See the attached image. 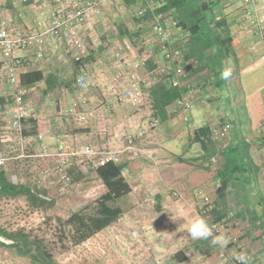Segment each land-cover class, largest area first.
Instances as JSON below:
<instances>
[{
  "label": "crops",
  "instance_id": "crops-1",
  "mask_svg": "<svg viewBox=\"0 0 264 264\" xmlns=\"http://www.w3.org/2000/svg\"><path fill=\"white\" fill-rule=\"evenodd\" d=\"M145 3V0H115L112 4L102 5L99 13L81 29L89 56L77 63L69 46L50 33L47 23L51 9H66L63 0H29L26 3L0 0V29L8 26L26 31L36 20L44 38L42 45L15 51L22 61L19 68L23 77L21 87L26 90L28 103L36 113V132L29 121H25V131L34 136L44 133L40 140L31 136L36 140L31 153L35 160L44 149L53 157L61 138H68L79 148L93 145L99 149L121 150L126 146L129 134L147 127L155 117L148 98L145 105L135 108L129 102L121 101L108 88L114 76L128 63L143 58L136 48L138 45L134 48L131 34L138 28V23L133 20L135 10ZM263 5L264 0L250 4L219 0L216 17L227 21L233 38V54L223 62L225 67L231 68V76L223 79L222 72L198 71L192 61L186 62L187 77L182 80L186 83L187 79V86L194 91L190 119L185 123L181 115L166 112L160 116L161 123L157 128L148 130L135 141L137 148L148 152L147 157L132 159L128 153L122 155L123 173L132 186L137 203L117 222L87 242L85 247L91 250L93 261L98 264H234L231 258L222 260L219 257L221 248H213L208 241L192 240L187 236V228L194 218L202 217L209 224L213 219L214 205L210 206L211 212L204 214L200 192L208 193L211 199L215 197L219 181L213 172L220 167L207 168V162L201 158L202 145L192 141L191 137L199 127H212L219 121L229 120L232 124L230 133L225 141L217 142V146L223 150L229 146L239 149L246 141L253 166L259 167L258 171L264 175V134L259 128L260 121L264 120V36L244 15L246 9H256L258 15L264 17ZM19 12L22 16H18ZM175 31L178 40L185 42V34ZM140 40L141 45L146 46V42L151 41L154 42L152 45L156 44L153 38ZM118 50L123 55L121 60H116L113 55ZM40 51L44 54L42 58L37 57ZM146 66L139 70L143 78L150 72ZM38 70L46 79L30 83L32 72ZM82 72L93 78V84L87 91L79 90L75 84ZM126 81V77L120 80L119 86L123 88ZM14 92L15 88L8 82L5 68L0 64V96H13ZM83 95L89 99V114L85 120L79 118L83 108L71 111L72 103ZM4 133L10 140L7 143L21 139L13 130ZM95 158L97 162H92ZM88 159H91L90 165L100 163L98 157ZM134 161L140 162L135 172L130 167ZM71 164L72 173L79 164L73 161ZM77 177L78 183L94 178L98 188L103 190L98 176H85L78 171ZM16 179L18 181V177ZM21 198L29 207L25 197ZM213 212L216 216L217 213L218 216L225 214V210L218 212V206ZM230 214L232 211L224 218L228 219ZM236 230L245 233L240 227ZM224 236L227 237L226 234ZM243 238L247 250L253 254L249 264H264V243L246 237V234ZM83 249V246H75L70 258L75 260L72 258L74 253L78 260L85 257L81 254ZM66 258L63 263L70 259Z\"/></svg>",
  "mask_w": 264,
  "mask_h": 264
},
{
  "label": "trees",
  "instance_id": "trees-1",
  "mask_svg": "<svg viewBox=\"0 0 264 264\" xmlns=\"http://www.w3.org/2000/svg\"><path fill=\"white\" fill-rule=\"evenodd\" d=\"M158 4L157 9L148 10L144 16L133 15V19L138 23V28L136 32L131 34L132 44L134 48L138 45L136 48L141 51L142 57L145 58L148 70H154L155 58L160 49L156 44L152 45L153 41L146 42V46L145 44L141 45L140 39L143 41L152 39L149 34L148 23L153 12L164 11L168 13L174 29L186 36L185 42L181 43L178 40L179 46L184 51L185 61H192L191 63H194V67L198 71L207 69L209 72H215V74L221 73L226 66L223 65L224 60L233 54V38L227 21L216 17L219 14V0H158ZM176 37L178 36L176 35ZM32 77L30 83L46 79L39 70L33 71ZM20 84H23L22 76H20ZM144 90L148 104L153 109V114L155 117H160L166 113L167 107L186 91V88L173 87L170 76L166 75L160 77L152 85L145 87ZM14 106V95L0 96V126L4 125L0 127V151L8 159L13 160L11 166L18 176V182H13L8 176V172L0 167V204L4 199H16L23 196L28 206L38 216L47 212L55 201H46L38 197V191H45L37 182L42 176L40 171L36 180L32 178L31 181H27L28 179L22 178L21 171L27 168L32 169L35 164L36 160L31 157V153L34 152L32 149L38 135L34 136L27 133L24 124L25 121L32 122L34 132H36L37 123L35 117L30 116L22 121L20 131L9 128ZM262 126H264V120L260 121L259 128ZM8 129L13 130L15 135L18 133L21 141L17 139L7 143L10 140L6 139L4 132L11 131ZM23 138H28V141L24 142ZM191 138L192 141L202 145L203 154L201 158L203 162H207V168H212L213 157H217L218 165H220L213 172L219 182L215 188V197L210 200L207 207L208 212H211L210 206L214 205L212 208L213 216L211 217L213 219L209 225L212 226L215 222L223 220L232 222L236 227L242 226L241 229L244 230L246 237L249 236L255 241L261 240L264 243V182L259 181L262 186L257 183H255L257 186H253L250 179H248L249 183L242 180L245 173L252 176L255 168L248 155L247 142L245 141L243 143L245 145L240 146L239 149L229 146L227 150H223L217 146L211 128L208 126L195 129ZM240 150L247 153L242 157V160L247 159L246 165L239 162ZM23 153L24 155H22ZM20 165L24 167L20 169ZM124 168L122 161L119 163L113 161L100 162L95 167V172L103 184V191L93 201L70 212L66 219H59L56 225L59 230L58 238L64 248H68V245L70 248L87 245V242L94 235L117 222L125 211L136 205L137 200L133 198V189L123 173ZM256 169L259 170V167ZM76 178L73 177L74 182L79 180L78 177ZM247 186L249 187L248 190L246 189ZM242 189L243 196L240 195ZM229 194L232 196H228ZM251 194H256V196H251ZM215 205L218 206V212L225 210V214L218 216L217 213L216 216L213 212ZM229 211H232L230 217L224 218L229 214ZM0 234L13 241L8 247L15 249L20 256L28 257L32 264H59L45 246L43 238L26 231L25 228L11 231L0 227Z\"/></svg>",
  "mask_w": 264,
  "mask_h": 264
},
{
  "label": "built area",
  "instance_id": "built-area-1",
  "mask_svg": "<svg viewBox=\"0 0 264 264\" xmlns=\"http://www.w3.org/2000/svg\"><path fill=\"white\" fill-rule=\"evenodd\" d=\"M26 1L27 0H21L22 3H25ZM63 1L65 2L66 9H64V7L54 8L48 12L47 23L49 31L54 37L61 39L69 46L75 61L81 62L89 56L88 45L81 36V29L83 25L89 22L95 14L99 13L102 5L105 3L112 4L115 0ZM233 1H242L246 4H250L259 0ZM145 2V5L136 8V16H144L148 10H154L159 7L158 0H145ZM42 8L45 9V5H42ZM244 15L256 24L258 33L264 36V17L258 15L256 9H246ZM18 16H22V12H19ZM148 25L149 34L160 49V52L155 58L154 70L150 71L148 77H141L139 70L146 66V60L145 58L138 59L130 64L128 63L122 72L116 74L108 88L116 94L121 101L129 102L135 108H141L146 103L144 88L157 82V80H159L162 76H170V82L173 87L187 88L184 93L177 97L167 107L166 112L170 115H181L183 121L186 123L190 119L187 112H189L192 108L194 91L190 86H187L189 85L187 79L186 83L182 80L187 77L184 51L182 50V47L179 46L176 31L172 26L168 13L164 11L153 12ZM43 43L44 38L40 33L36 20L30 24L26 31L11 29L8 26L0 29V64H3L5 68L8 82L15 88V106L12 111L9 128L16 131L21 130L22 121L24 119L30 116L36 118V113L34 108L28 103L26 90L21 87L19 68L22 61L19 56L15 55V51L17 49H27L35 45H42ZM113 55L116 60H121L123 56L122 52L119 50L115 51ZM43 56V52H38V58H42ZM125 77L127 78V81L122 88L118 83L120 80H124ZM75 84L79 90L87 91L93 84V78L89 73L82 72L77 76ZM88 106L89 99L87 95H83L80 99H77L72 103L71 111L83 108V110L79 113V118L81 120H85L89 114L87 110ZM160 123L161 118L159 116L153 117L147 127L142 128L137 133H131L127 136V144L121 150H113L109 148L99 149L93 145H86L79 148L68 138H61L57 142L56 153L53 155L54 158L50 156L47 150L44 149L40 151L38 156L42 158L52 157L53 165L49 171L40 172L42 176L37 182L42 188L46 185L57 184L62 190H66L67 188L74 186L76 183L74 182L72 173L70 172V164L72 161L74 163L81 164L83 163L84 158L98 157L101 163L105 161L119 163L121 162L122 155L124 153H128L132 159L147 157V151L139 149L135 146L136 138L147 134L148 130L157 128ZM231 127L232 124L229 120L215 123L212 127H210L213 139L218 143H222L226 140ZM261 131L264 134V126L261 127ZM37 137L39 140L42 139L44 137V133H40ZM23 141H28V138H23ZM212 162L213 166L216 167L218 165L217 157H213ZM7 164L8 158L0 151V167H3L7 171ZM10 176L13 182H18L16 175L13 174ZM32 190L35 191V189ZM37 195L40 199L46 201L54 200V196L46 190L38 191ZM200 196L204 203L203 213L206 214L208 212L207 207L210 203L211 197L205 192H200ZM42 219H44V217ZM211 228L213 235L226 234L229 240L227 248H221L219 251V257L221 259L227 260L231 258L233 263L236 264L235 260L232 258L233 254L245 252L249 257L250 262L253 254L247 250L243 234L236 230L237 227L234 226L232 222H226L225 220L215 222ZM0 243L9 245L13 243V241L6 239L0 234Z\"/></svg>",
  "mask_w": 264,
  "mask_h": 264
},
{
  "label": "rangeland",
  "instance_id": "rangeland-1",
  "mask_svg": "<svg viewBox=\"0 0 264 264\" xmlns=\"http://www.w3.org/2000/svg\"><path fill=\"white\" fill-rule=\"evenodd\" d=\"M134 20V19H133ZM131 19V21H133ZM130 21V22H131ZM136 51V50H135ZM193 106V105H192ZM188 117L190 118V111L187 112ZM199 122H197L198 124ZM230 133V132H229ZM229 135V134H228ZM228 137V136H227ZM240 160L241 164H247V159H243L242 157L245 155L246 152L240 150ZM247 155V153H246ZM35 164L32 169L27 168L26 170H22L21 173L22 178L28 179L27 181H31L30 179L38 177L37 174L40 171H48L49 167L51 168L53 165L52 157L42 158L37 156ZM87 159V160H85ZM242 160V161H241ZM11 159H8L7 164V172L8 176L11 179L10 175H16L13 171ZM91 159L84 158L83 163L79 164V167H75L73 170V177L77 179L78 171L85 174V176L94 175L95 177V167L96 165L92 164ZM92 162H97L96 158L92 160ZM22 164V163H21ZM24 166L20 165L19 168L22 169ZM255 167L253 169V174L250 176L249 174L245 173L242 177V180L248 181L250 179L253 186H257L255 183L262 186L261 183L264 182V175L261 171H258ZM29 169V170H28ZM259 172V173H258ZM35 173V174H34ZM259 174V175H258ZM16 177H18L16 175ZM248 181L247 183H249ZM255 181V182H253ZM261 183H260V182ZM100 184V183H99ZM248 186L246 189L248 190ZM44 189L48 191L52 196H54V204L51 208L48 209L47 212H44L41 215H35L33 213L31 207H27L25 200L20 197V199H15L12 201L3 200L0 204V227L7 228L8 230H17L20 228H25L26 231L31 232L37 235L39 238H43L44 244L52 253L54 259L59 264H98L97 261H93V254L91 250H87L85 246L83 251L81 252L82 255L85 257L81 258L80 260L76 259V253L73 254L72 260L70 257L72 252L75 251V247H71L68 245V248H64L60 244L59 230L57 228V223L59 219H66L70 212L73 210L80 209L87 203L93 201L99 193H101V188H98V182L94 178L88 179V181H81L79 184L76 181L74 186L67 188L66 190H62L57 184H51L44 186ZM101 191V192H100ZM94 194V196H93ZM240 195L243 196L244 192L243 189L240 192ZM251 196H256V194H251ZM203 205V200H202ZM44 217V219H42ZM237 227H240L238 225ZM245 235V234H244ZM69 252V253H68ZM68 253V254H67ZM92 254V255H91ZM69 257V261H65ZM92 257V258H91ZM78 260V263H77ZM0 264H32L28 257L20 256L15 249L12 247H8L7 244L0 243Z\"/></svg>",
  "mask_w": 264,
  "mask_h": 264
},
{
  "label": "clouds",
  "instance_id": "clouds-1",
  "mask_svg": "<svg viewBox=\"0 0 264 264\" xmlns=\"http://www.w3.org/2000/svg\"><path fill=\"white\" fill-rule=\"evenodd\" d=\"M231 76V68L225 67L221 73L223 79ZM187 236L192 240L208 241L213 248H227L229 240L224 235H213L209 223L202 217H196L187 228ZM236 264H249V257L245 252L234 253L232 257Z\"/></svg>",
  "mask_w": 264,
  "mask_h": 264
},
{
  "label": "water",
  "instance_id": "water-1",
  "mask_svg": "<svg viewBox=\"0 0 264 264\" xmlns=\"http://www.w3.org/2000/svg\"><path fill=\"white\" fill-rule=\"evenodd\" d=\"M139 164H140V162L139 161H134V162H132V164H131V170L133 171V172H135L136 171V169L139 167Z\"/></svg>",
  "mask_w": 264,
  "mask_h": 264
}]
</instances>
